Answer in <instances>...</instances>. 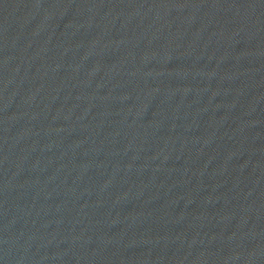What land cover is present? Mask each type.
Returning a JSON list of instances; mask_svg holds the SVG:
<instances>
[{
    "label": "water",
    "instance_id": "95a60500",
    "mask_svg": "<svg viewBox=\"0 0 264 264\" xmlns=\"http://www.w3.org/2000/svg\"><path fill=\"white\" fill-rule=\"evenodd\" d=\"M264 149V0H0V264H172Z\"/></svg>",
    "mask_w": 264,
    "mask_h": 264
}]
</instances>
